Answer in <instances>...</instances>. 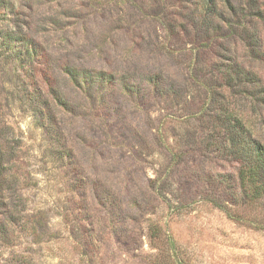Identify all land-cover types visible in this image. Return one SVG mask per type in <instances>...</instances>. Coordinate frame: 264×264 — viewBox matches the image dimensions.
I'll list each match as a JSON object with an SVG mask.
<instances>
[{
  "label": "rangeland",
  "instance_id": "1",
  "mask_svg": "<svg viewBox=\"0 0 264 264\" xmlns=\"http://www.w3.org/2000/svg\"><path fill=\"white\" fill-rule=\"evenodd\" d=\"M1 129L0 264H264V0H0Z\"/></svg>",
  "mask_w": 264,
  "mask_h": 264
},
{
  "label": "trees",
  "instance_id": "2",
  "mask_svg": "<svg viewBox=\"0 0 264 264\" xmlns=\"http://www.w3.org/2000/svg\"><path fill=\"white\" fill-rule=\"evenodd\" d=\"M14 137L15 134L0 130V205L5 208L17 206L16 203L12 205L13 195L8 190L9 183L18 176L17 167L14 166L17 161L14 154L17 147ZM252 149V160L240 162L239 168L243 197L251 203L264 198V145L254 144ZM7 192L8 194H5ZM216 205L228 215H232L231 208L226 204Z\"/></svg>",
  "mask_w": 264,
  "mask_h": 264
}]
</instances>
